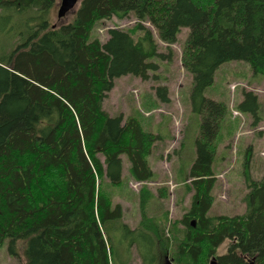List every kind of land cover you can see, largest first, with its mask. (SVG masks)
Wrapping results in <instances>:
<instances>
[{"label":"trees","instance_id":"trees-1","mask_svg":"<svg viewBox=\"0 0 264 264\" xmlns=\"http://www.w3.org/2000/svg\"><path fill=\"white\" fill-rule=\"evenodd\" d=\"M55 3L0 0V32L15 28L22 36L0 54V247L8 239V253L21 251L26 264H117L110 230L120 228L127 235L120 243L126 239L127 250L134 246L142 263L148 257L162 264H207L212 257L211 264H264V174L256 180L246 172L244 213L208 214L216 181L214 141L226 106L203 95L224 62L245 61L264 75V0H80L72 18L59 25L49 22ZM129 15L137 19L131 30L109 28L105 41H88L97 20ZM144 22L167 52L159 51ZM184 27L189 32L181 62L192 75L191 105L200 125L187 174L190 207L166 235L146 213L145 187L135 228L103 192L104 179L121 183L123 155L134 180L151 179L147 157L160 138L136 117L110 115L103 101L115 78H155L157 60H171L169 45ZM155 91L169 102L166 86ZM244 96L240 108L255 125L257 96ZM225 239L226 252L217 254Z\"/></svg>","mask_w":264,"mask_h":264},{"label":"rangeland","instance_id":"rangeland-1","mask_svg":"<svg viewBox=\"0 0 264 264\" xmlns=\"http://www.w3.org/2000/svg\"><path fill=\"white\" fill-rule=\"evenodd\" d=\"M79 2L63 17H58L61 0H56L50 10L49 22L54 25L68 22ZM11 19L15 21L17 18ZM136 22L134 15L97 20L89 33L88 41L98 38L103 42L108 37L109 28L131 30ZM14 24L17 26L19 21ZM143 24L154 34L159 51L167 52V44L158 39L154 27L148 22ZM19 32L15 28H11L8 33L0 32V54L9 51L22 39ZM188 32L187 27L182 28L176 42L169 45L172 50L170 61L157 60L159 68L155 78L142 80L130 74L115 78L114 87L103 101V108L110 115L136 117L145 131L160 137L147 157L153 172L151 179L141 183L134 180L128 171L127 158L123 155L121 183L112 185L104 179L103 192L112 205L121 206V220L135 228L141 218L139 193L145 187L150 193L146 213L161 220L158 222L166 235L171 234L172 222L180 219L190 207L192 192L187 185L191 179L187 174L196 155L195 140L200 125V116L191 105L192 75L184 69L181 62ZM139 34L141 33L135 32L134 36ZM157 86L167 87L169 102L159 100L155 91ZM246 91L256 94L259 103V119L255 125L251 113L240 108ZM203 95L226 106L214 141L212 171L216 181L212 188L214 200L208 214H242L246 209L245 194L248 192L246 172L256 180L264 174V75L254 74L245 61L224 62L216 68L213 81L204 89ZM251 104L250 99L245 103L246 106ZM192 222L194 225L195 219ZM110 236L115 263L125 261L123 264H162L149 262L148 257L142 263L134 246L127 250V240L120 243L122 238L127 237L122 229L110 230ZM8 242L5 239L0 247V264H26L21 251L17 256L8 253ZM229 243L225 239L218 247L217 254L225 253ZM148 247L144 242L142 250L146 255L149 254ZM162 252L160 249L161 256ZM169 253L170 250H167L170 261ZM212 262L214 259L211 257L207 264Z\"/></svg>","mask_w":264,"mask_h":264},{"label":"water","instance_id":"water-1","mask_svg":"<svg viewBox=\"0 0 264 264\" xmlns=\"http://www.w3.org/2000/svg\"><path fill=\"white\" fill-rule=\"evenodd\" d=\"M79 2V0H61V4L58 9V17H63L68 11H70ZM168 258V256H167ZM171 263V262H170Z\"/></svg>","mask_w":264,"mask_h":264},{"label":"crops","instance_id":"crops-1","mask_svg":"<svg viewBox=\"0 0 264 264\" xmlns=\"http://www.w3.org/2000/svg\"><path fill=\"white\" fill-rule=\"evenodd\" d=\"M157 219H158V221H160L161 222V220L158 218V217H156ZM133 228V227H132ZM159 250H158V255H159ZM159 258V257H158ZM159 261L161 262V260H160V258H159Z\"/></svg>","mask_w":264,"mask_h":264}]
</instances>
